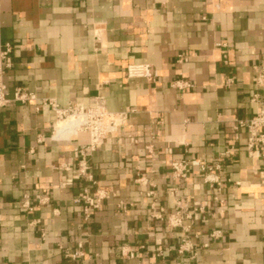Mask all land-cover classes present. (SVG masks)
Listing matches in <instances>:
<instances>
[{"label": "crops", "instance_id": "0c3cea01", "mask_svg": "<svg viewBox=\"0 0 264 264\" xmlns=\"http://www.w3.org/2000/svg\"><path fill=\"white\" fill-rule=\"evenodd\" d=\"M5 44L8 92L36 99L0 109V264H264V160L249 155L246 134L224 160L221 192L198 169L186 181L171 175L174 161L216 163L234 144V118L258 111L251 99L253 66L264 63V0H0V63ZM184 52L190 61L179 65ZM131 64L151 65L156 81L128 79ZM181 78L195 88H172ZM51 100L127 114L90 158L95 186L76 178V150L89 134L57 137ZM152 185L162 220L153 217ZM175 185L193 216L189 234L167 224L178 210ZM85 188L117 197L85 221L76 202ZM185 236L191 250L180 255ZM77 242L85 257L68 260Z\"/></svg>", "mask_w": 264, "mask_h": 264}, {"label": "built area", "instance_id": "2783aa9c", "mask_svg": "<svg viewBox=\"0 0 264 264\" xmlns=\"http://www.w3.org/2000/svg\"><path fill=\"white\" fill-rule=\"evenodd\" d=\"M222 45V44H219ZM12 46L10 44H5L4 49L1 52L2 63H0V109L7 107L11 102H22L27 103L35 100V95L29 93L21 88L15 90L13 96L8 92L6 83L4 81L5 69L11 68L12 59L11 54ZM226 63H228L227 56H225ZM190 61V55L187 53H181L177 56L176 63L179 65L187 64ZM254 76L253 83L255 84L257 91L253 94L251 102L259 105V109L256 114L250 118H240L236 117L232 121V131H233V142L234 144L230 148L223 152L216 163L213 165L207 164L202 159L193 160H178L171 164L172 178L174 182L181 180H188L195 169L203 175L204 181L210 186L212 190L221 192L223 188L222 174L224 170V160L230 159L235 155L237 151L236 143L240 141L241 134H246L247 137V151L252 158H262L264 160V93L259 90L264 88V63H258L253 66ZM128 79H146L155 82L158 74L153 70L152 66L149 64H131L126 70ZM234 80L229 78L225 86L232 87L234 85ZM172 88L178 89L180 91L189 90L195 88L193 82L187 81L183 78L177 79L171 83ZM52 109L58 116V120H65L70 116H76L81 119V124L78 127L76 134L78 132H86L89 134V142L87 145L82 146L76 150L77 157L79 159L78 169L76 178H84L90 182L93 186L97 184L94 179L93 172L90 167V158L92 154L102 146L107 140L109 135L116 134L119 132L120 128L123 126L127 120L126 113H112L107 111L105 105L100 102L95 108L85 109L81 105L69 106L68 108H61L58 103L54 100L49 102ZM58 121V122H59ZM133 142H137L135 138H131ZM68 169V168H66ZM142 185H147L145 178L139 180ZM236 186H240L241 182H235ZM150 191L147 192V196L153 198L151 204L152 210L154 212L153 217L156 219H164L162 212L158 214V194L155 190V186H150ZM178 185L173 186L169 194L172 197L177 198L176 205L178 210L175 213L169 214L167 219L168 227L171 229L182 228V230L189 234L192 230V225L194 223L193 216L191 212H187V205L185 200L180 196L178 197ZM117 197L116 193H111L108 190L97 188L95 191L85 188L78 196L76 202L83 204L84 219L88 221L92 213L96 210H100L105 200ZM214 201H219V198L215 196ZM36 200L39 204H45L49 200L48 198H42L41 196H36ZM23 208L28 211H33L35 206L32 198L30 196H25L24 202L22 204ZM207 205L201 206L196 209L200 213H204ZM118 207L126 210V204L123 201L118 203ZM187 212V214H185ZM185 220H189L188 225H184ZM217 237L216 234H213ZM185 240L180 248V255L185 251L191 250L188 246L189 237L185 236ZM125 253V252H124ZM129 258H134V252H127ZM65 257L71 261H77L85 257L84 242H77L76 247L73 250L66 249Z\"/></svg>", "mask_w": 264, "mask_h": 264}, {"label": "bare ground", "instance_id": "6f19581e", "mask_svg": "<svg viewBox=\"0 0 264 264\" xmlns=\"http://www.w3.org/2000/svg\"><path fill=\"white\" fill-rule=\"evenodd\" d=\"M81 124V119L76 116H70L65 120H60L56 124V136L61 137L63 135H68L75 133Z\"/></svg>", "mask_w": 264, "mask_h": 264}, {"label": "rangeland", "instance_id": "374dc122", "mask_svg": "<svg viewBox=\"0 0 264 264\" xmlns=\"http://www.w3.org/2000/svg\"><path fill=\"white\" fill-rule=\"evenodd\" d=\"M79 133V132H78ZM91 167V166H90ZM125 252V253H124ZM127 252H129V250H127V249H123V251H122V254H123V256H128V254H127Z\"/></svg>", "mask_w": 264, "mask_h": 264}]
</instances>
